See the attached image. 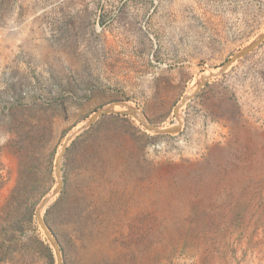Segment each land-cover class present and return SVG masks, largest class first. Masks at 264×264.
<instances>
[{
    "label": "rangeland",
    "instance_id": "1",
    "mask_svg": "<svg viewBox=\"0 0 264 264\" xmlns=\"http://www.w3.org/2000/svg\"><path fill=\"white\" fill-rule=\"evenodd\" d=\"M263 32L264 0H0V264H264V40L195 93ZM186 95L173 133L92 121Z\"/></svg>",
    "mask_w": 264,
    "mask_h": 264
},
{
    "label": "water",
    "instance_id": "2",
    "mask_svg": "<svg viewBox=\"0 0 264 264\" xmlns=\"http://www.w3.org/2000/svg\"><path fill=\"white\" fill-rule=\"evenodd\" d=\"M263 40H264V35H262V36H260L257 40H255L254 42H252L250 45H248L247 47H245L242 51H240L239 53H237L230 61H228L224 66H223V68L222 69H220L219 71V73H218V75H216V76H221V75H223V73L234 63V62H236V61H238V60H240L241 58H243V57H245L246 55H248V54H250L251 52H253L256 48H258L259 47V45L263 42ZM208 81V80H207ZM206 82V81H205ZM204 84V83H203ZM124 104H126V103H119V104H115V105H112V106H110V107H107V108H104V109H102L101 111H99L93 118H92V121H94L97 117H100V116H106V115H112V114H116L117 112H114L113 110H112V107L113 106H116V105H124ZM138 111L136 110V109H134L132 106L131 107H128V111H124L123 113L125 114H129V115H131V116H134V117H136V118H138V113H137ZM139 119V118H138ZM146 129H148L149 131H152V132H155V133H157V134H166V133H173V132H175V131H177V129H169V130H165V131H161V130H159L158 129V127H155V126H152V125H148V126H146ZM42 223V226H44V228L46 229V230H48L47 228H46V225H45V223L42 221L41 222ZM49 232V231H48ZM50 234V233H49ZM51 236V235H50ZM48 238H49V235H48ZM50 239V238H49ZM50 241H51V243H52V245L54 246V248L56 247L57 249H55L56 250V252H57V254L59 253L60 254V252H59V247H58V244H57V242H56V240L55 239H53L52 237H51V239H50Z\"/></svg>",
    "mask_w": 264,
    "mask_h": 264
},
{
    "label": "bare ground",
    "instance_id": "3",
    "mask_svg": "<svg viewBox=\"0 0 264 264\" xmlns=\"http://www.w3.org/2000/svg\"><path fill=\"white\" fill-rule=\"evenodd\" d=\"M262 35H264V32H263ZM254 41H255V40H254ZM219 72H220L219 70H217V71H216V70H213V71H208V72H206V73L201 77L200 82H199V83H196V87H197V89H196L195 93L198 91L199 87H200L203 83H205V81H207V80H211V79H214L215 77H217L216 75H218ZM193 92H194V91H192V93H193ZM195 93H194V94H195ZM194 94H193V95H194ZM193 95H192V96H193ZM190 97H191L190 95H188V96L186 95V96L183 98V100L181 101V103H180V105L178 106V108L176 109V112H175L176 117H177V122H176V124H174V125H172V126H168V127H159V128H158L159 130H161V131H165V130H169V129H177L178 127H180V121H181V119H180V117L177 116V114H178V112H180L181 109L185 106L187 100H188ZM128 107H131V106H130L129 104L116 105V106H113V107H112V110H113L114 112H118V111H122V112H124V111H128ZM137 113H138V118H139V120L141 121V123H142L145 127L148 126L149 123H148L147 119L145 118V116H144L140 111H138ZM86 125H88V123H86ZM86 125H84V126H86ZM84 126L78 127V128H77V130H78L77 132H79L80 130H82V128H83ZM60 159H61V157H59V159H57V161L59 160V163H60ZM59 163H58V165H59ZM57 171L59 172V166H57ZM59 187H60V184L58 185L56 191L59 189ZM39 222H40V225H41V227H42L44 233L47 235V237H48V235H49V238L51 239V236H50L48 230H46V229L44 228V226H42V223H41V222H42V218H41V215H40V214H39ZM55 249H57V248L55 247ZM57 256H58V259H59V261H60V259H61V258H60V254L58 253Z\"/></svg>",
    "mask_w": 264,
    "mask_h": 264
}]
</instances>
